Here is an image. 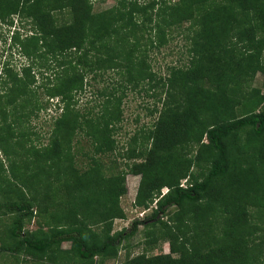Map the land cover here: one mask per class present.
Returning a JSON list of instances; mask_svg holds the SVG:
<instances>
[{"label":"trees","instance_id":"obj_1","mask_svg":"<svg viewBox=\"0 0 264 264\" xmlns=\"http://www.w3.org/2000/svg\"><path fill=\"white\" fill-rule=\"evenodd\" d=\"M116 1L96 11L90 0H0L8 25L30 20V35L16 26L11 43L31 59L51 54L59 68L38 86L32 64H7L0 76V148L9 162L1 164L10 176L0 177V190L12 183L24 191L0 200V215H12L1 251L49 264L102 263L143 226L147 237L153 230L156 240L167 238L171 252L128 255L121 264H264V0ZM178 35L185 61L155 70L153 53ZM95 83L82 107L78 95ZM41 90L62 106L37 146L46 134L26 125L49 105ZM129 91L157 100L145 108L157 115L153 127L121 153L141 175L134 205L145 210L160 196L151 215L112 233L114 220L127 216L126 173L106 174L104 159H115ZM189 145L196 158L181 157ZM36 214L42 227L26 230ZM64 242L71 247L62 254Z\"/></svg>","mask_w":264,"mask_h":264},{"label":"rangeland","instance_id":"obj_2","mask_svg":"<svg viewBox=\"0 0 264 264\" xmlns=\"http://www.w3.org/2000/svg\"><path fill=\"white\" fill-rule=\"evenodd\" d=\"M91 3L93 4L94 8L96 11H101V10H107L114 6L117 1L116 0H90ZM139 2L143 3L145 0H139ZM16 22V21H15ZM16 26L21 27L20 33H22V37L25 38L26 35H30V20H24L20 21L19 23H14L13 27L11 25H8L2 19L0 18V75L1 77L5 76V72L3 70V67L7 66V64L12 67H14L17 71H21L22 67L24 66H29L30 64L34 65V72H36V82L35 85H41L43 83H47L50 80L54 79V74L55 72L58 71V66L57 63L52 62L53 59L50 57L51 54H45L40 57L33 58L36 63L33 62V59L30 58L25 52L24 49L20 48L18 45H14L13 42L11 43V35L12 31H14V28ZM154 33V32H153ZM183 43V39L181 36H177L174 41H171L169 44V47H167V50H164L162 48V51H157L153 53V61L152 64L154 66V69L159 71V72H164L165 71V66L170 63H177L181 60L186 59V54L184 51H180L177 47L178 44ZM169 51V55L166 54V52ZM47 58H50V61L52 62L51 65L49 62H44L46 61ZM159 66H161V70L159 69ZM109 70L108 72H110ZM111 75L114 77H118V75L112 71ZM262 74L259 72L256 75V79L254 80V85L261 87L262 85ZM6 78V77H4ZM7 79V78H6ZM101 86V83H95L94 85L90 86L87 88V92L82 93L81 95L79 94V104L83 107L86 102L91 99V96L94 93V90L97 89V87ZM0 92H5V89L3 88V85H0ZM40 93L42 96H40L41 100H48L49 105L47 108H43L39 115L36 117L32 118L29 122L27 123L26 126H33V129H37L38 131H42L41 133H45V135H41L40 140H36L35 143L37 146H42L47 143L48 141V132L50 133L51 128H52V123L54 120L59 116L61 109L60 107L62 106V103L58 101V98L54 99H49L48 96L44 93V90H41ZM150 92H145L141 91H129L127 97L124 99V107H125V115H124V121L122 122L120 132L114 133V138L117 140V149L115 151V159L111 163L110 159L105 157V162L107 164V172L106 174L111 175L112 173H118V172H125L126 173V186H127V194L124 198L123 204L126 206L125 212H127L126 218H117L114 220L113 223V230L112 233H115L116 231L121 230L124 227L130 226L131 222L134 218L136 217H144L146 215H151L153 212V209L156 207V202L160 196L155 198L154 202L152 205L148 208L144 209H139L134 205L136 201V196L138 192V188L140 185L141 181V175L139 174H134L130 171L129 168V159L123 157L121 153L123 151H126V147L128 148V143L130 142L131 138L135 135L138 134L141 136L142 131L145 130L148 127H153V123L157 120V115L155 116H148L147 115V106L148 107H153L155 103L157 104V100L152 97ZM76 98V100H78ZM159 106L161 107V102H159ZM158 114V113H157ZM251 137L253 139L255 135L251 134ZM250 137V138H251ZM83 144H84V151L86 150L87 152L92 153L93 149L91 147V144L89 141L83 139ZM191 147V149H189ZM189 149V150H187ZM187 150V151H186ZM185 151H180L183 155L181 157H188V158H196L197 153L199 152L198 147H194L193 145L187 146ZM179 153V154H180ZM77 155V154H76ZM205 154L202 155V158ZM79 158L81 155H77ZM176 157L179 155L175 154ZM1 162L4 163V168L8 167V159L6 160L4 153L2 152L0 148V177H10L8 171H4L2 169V164ZM204 163V162H203ZM192 170L196 172L198 176H200V173L197 172V166L193 164ZM204 171V170H203ZM201 171V172H203ZM184 184L186 183V180H182ZM12 183H8L7 187H5L7 193H12L14 197H17L19 194H22L24 191L23 189H18L16 186ZM30 184V183H28ZM63 187V186H62ZM60 188V195L63 196V190ZM64 189V187H63ZM168 187L164 186L161 190V195H164L168 191ZM65 191V189H64ZM4 193L2 190H0V200H7V198L10 197L11 194ZM30 195V192L29 194ZM143 210V211H142ZM176 210V207H173L169 210V212H174ZM44 219V218H43ZM169 216H165L164 220H168ZM41 220L42 218L39 217V214L35 215V218L31 221L26 223L25 229L26 230H38L41 228ZM12 225V215L10 214H2L0 215V264H49L50 260L47 259H37L33 255H29L28 253L24 252L23 254H13L10 252H5L1 251L2 245L4 244L5 237L8 236V230ZM94 227L93 229L95 231H99L101 229H98ZM146 228L143 226H140L138 232L136 235L131 237L130 239H126L122 245L120 246V250L118 252V257H113V258H107L104 260V262L99 263L100 260H102L101 257H96V259L93 260V264H121L127 256L135 257L138 255H141L143 253H146L147 256H153L161 253H169L171 252V246L170 242L168 241L167 238H160L156 240V234L153 233L151 237H147V232ZM261 236H263L264 239V231L261 232ZM150 242L151 245H148L147 242ZM152 246V248H150ZM71 247V242H64L61 245V250L64 251L62 254H65ZM26 253V254H25ZM264 256V255H263ZM75 260V259H74ZM64 262H67L66 258ZM75 262V261H74ZM67 264V263H63ZM90 264V263H89Z\"/></svg>","mask_w":264,"mask_h":264},{"label":"clouds","instance_id":"obj_3","mask_svg":"<svg viewBox=\"0 0 264 264\" xmlns=\"http://www.w3.org/2000/svg\"><path fill=\"white\" fill-rule=\"evenodd\" d=\"M186 180V179H185ZM182 185H184L183 181H182ZM167 193V192H166ZM157 203V202H156ZM143 211V210H142Z\"/></svg>","mask_w":264,"mask_h":264}]
</instances>
